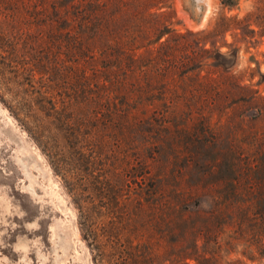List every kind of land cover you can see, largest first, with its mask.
Segmentation results:
<instances>
[{
  "label": "trees",
  "instance_id": "16d2710c",
  "mask_svg": "<svg viewBox=\"0 0 264 264\" xmlns=\"http://www.w3.org/2000/svg\"><path fill=\"white\" fill-rule=\"evenodd\" d=\"M169 1L0 0V102L60 177L98 264L186 259L170 253L176 241L165 228L209 194L202 178L188 175L208 149L215 156L205 165L223 173L210 185L223 187L212 199L223 207L264 205L255 192L264 159L251 151L258 138L243 144L234 133L221 149L222 117L208 111L229 91L242 103L257 98L250 86L202 74L231 68L206 44L225 18L211 30L181 32ZM129 194L138 206L145 196L141 245L131 229L117 230L119 215L110 211ZM98 208L113 214L108 222Z\"/></svg>",
  "mask_w": 264,
  "mask_h": 264
},
{
  "label": "rangeland",
  "instance_id": "374dc122",
  "mask_svg": "<svg viewBox=\"0 0 264 264\" xmlns=\"http://www.w3.org/2000/svg\"><path fill=\"white\" fill-rule=\"evenodd\" d=\"M237 2L229 9L220 0H170L168 11L181 32L211 30L225 18L222 32L211 35L206 44L225 54L231 68L225 72L208 66L202 74L214 79L229 77L250 86L257 91V98L252 103H242L229 91L208 111L214 120L222 117L218 147L226 149L227 138L234 133L241 136L243 144L250 142L246 137L256 135L259 142L251 151L264 159V0ZM205 6L210 8V14L199 27L196 21ZM212 152L215 151L208 149L188 172L194 179H203L202 187H208L209 194L199 199L198 209L172 215L174 224L165 228L166 239L176 241L170 253L186 258L177 264H264V205L223 207L212 199L223 190L210 186L217 185L223 175L205 165L215 156ZM152 173H157V167ZM255 192L264 194V181ZM129 197H123L120 204L113 203L110 211L114 217L119 215L114 223L117 230L131 229L137 238L131 241L141 245L145 196L141 194L140 206L132 202L135 195ZM97 211L104 222L113 216L105 212L103 216L99 208ZM81 223L60 177L0 102V264H98L96 251L88 244L90 240L83 237Z\"/></svg>",
  "mask_w": 264,
  "mask_h": 264
},
{
  "label": "water",
  "instance_id": "95a60500",
  "mask_svg": "<svg viewBox=\"0 0 264 264\" xmlns=\"http://www.w3.org/2000/svg\"><path fill=\"white\" fill-rule=\"evenodd\" d=\"M209 14L210 8L208 6H205L197 18L196 25L202 27L207 21Z\"/></svg>",
  "mask_w": 264,
  "mask_h": 264
}]
</instances>
